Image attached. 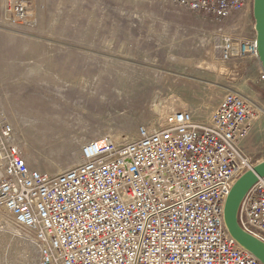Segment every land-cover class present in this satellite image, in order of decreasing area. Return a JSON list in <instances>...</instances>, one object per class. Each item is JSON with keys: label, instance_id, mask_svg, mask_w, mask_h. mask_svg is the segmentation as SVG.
Returning a JSON list of instances; mask_svg holds the SVG:
<instances>
[{"label": "built area", "instance_id": "built-area-1", "mask_svg": "<svg viewBox=\"0 0 264 264\" xmlns=\"http://www.w3.org/2000/svg\"><path fill=\"white\" fill-rule=\"evenodd\" d=\"M180 3L218 23L222 62L257 59L245 32L253 0ZM255 114L228 92L205 120L172 111L130 142L84 143L77 165L47 174L29 165L0 104V230L27 240L34 264H261L223 222L230 189L257 164L242 149ZM237 223L264 243V177L242 199Z\"/></svg>", "mask_w": 264, "mask_h": 264}, {"label": "rangeland", "instance_id": "rangeland-1", "mask_svg": "<svg viewBox=\"0 0 264 264\" xmlns=\"http://www.w3.org/2000/svg\"><path fill=\"white\" fill-rule=\"evenodd\" d=\"M180 1L0 0V104L30 166L63 172L84 143L130 142L172 111L205 120L228 92L254 105L242 149L264 160L260 64L246 92L220 60L218 23ZM246 19L253 38L252 7ZM35 261L27 240L0 230V264Z\"/></svg>", "mask_w": 264, "mask_h": 264}, {"label": "water", "instance_id": "water-1", "mask_svg": "<svg viewBox=\"0 0 264 264\" xmlns=\"http://www.w3.org/2000/svg\"><path fill=\"white\" fill-rule=\"evenodd\" d=\"M252 18L254 21L257 59L264 72V0H253ZM264 177V160L241 175L230 189L223 206V222L228 235L245 252L264 264V243L245 233L237 223V213L242 199L249 189Z\"/></svg>", "mask_w": 264, "mask_h": 264}, {"label": "crops", "instance_id": "crops-1", "mask_svg": "<svg viewBox=\"0 0 264 264\" xmlns=\"http://www.w3.org/2000/svg\"><path fill=\"white\" fill-rule=\"evenodd\" d=\"M258 59L254 60L252 57H244L240 59H234L230 62H227V69L229 73L235 77H240V81H243L244 83H241L240 87L245 89L246 92L252 93L250 86H248V83H253L254 79L250 76H247L248 71L254 70L255 72H259L258 69ZM250 65H253V68L250 67ZM259 70V71H258Z\"/></svg>", "mask_w": 264, "mask_h": 264}]
</instances>
